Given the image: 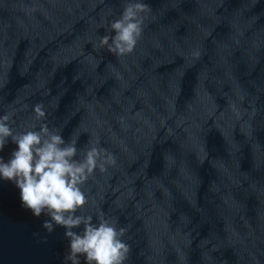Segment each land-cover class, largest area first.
I'll use <instances>...</instances> for the list:
<instances>
[{
    "label": "water",
    "instance_id": "water-1",
    "mask_svg": "<svg viewBox=\"0 0 264 264\" xmlns=\"http://www.w3.org/2000/svg\"><path fill=\"white\" fill-rule=\"evenodd\" d=\"M142 2L118 56L99 40L129 0H0V115L75 139V160L97 137L116 155L73 215L128 228L126 264H264V0ZM67 231L0 180V264H72Z\"/></svg>",
    "mask_w": 264,
    "mask_h": 264
},
{
    "label": "clouds",
    "instance_id": "clouds-1",
    "mask_svg": "<svg viewBox=\"0 0 264 264\" xmlns=\"http://www.w3.org/2000/svg\"><path fill=\"white\" fill-rule=\"evenodd\" d=\"M151 12V6L142 0H129L120 18L111 22L115 35L101 37L99 47L107 46L118 56L133 53ZM33 113L36 121L46 120L43 104H36ZM13 125L12 113L0 115V152L9 140L17 146L10 160L0 158V180H9L16 185L22 206L30 209L33 215L39 217L46 210L56 224L69 229L66 235L71 238L70 254L66 260L72 264H80V255L85 256L87 264H126L131 252V245L124 240L128 228H118L116 222L102 212L98 224L92 222L91 216L73 215L88 202L81 185L97 169L105 173L116 167V155L100 147L97 137L83 160L78 161L74 159L76 140L66 144L62 135L50 129L47 123H41L38 130L32 125L21 132L15 131ZM82 223V235L71 231ZM44 227L49 232L53 230L51 222H45Z\"/></svg>",
    "mask_w": 264,
    "mask_h": 264
}]
</instances>
